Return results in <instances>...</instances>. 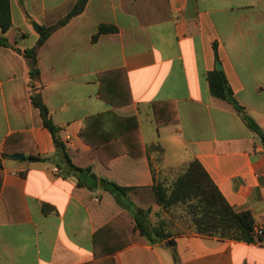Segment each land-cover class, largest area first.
<instances>
[{"label": "crops", "instance_id": "0c3cea01", "mask_svg": "<svg viewBox=\"0 0 264 264\" xmlns=\"http://www.w3.org/2000/svg\"><path fill=\"white\" fill-rule=\"evenodd\" d=\"M9 1L5 36L23 49L37 39L32 21L51 25L77 0ZM100 23L118 30L92 42ZM216 62L264 131V0H88L41 46L42 97L67 148L89 150L79 136L87 117L104 114L106 129L114 115L136 117L139 156L121 153L108 167L97 157L91 161L97 178L130 188L116 199L93 178H87L90 188L79 185L51 158L55 146L31 103L26 61L0 44V264H174L169 240L178 264H264V244L166 224L168 238L113 253L100 252L118 245V226L94 241L124 205L157 224L151 214L167 211L151 187L159 172L176 175L192 158L231 206L264 224V147L236 110L210 93L206 76ZM117 68L125 71L131 101L113 106L98 94L97 73ZM123 73L111 75L112 85H124ZM31 151L49 159L28 160ZM108 238L115 241L103 245Z\"/></svg>", "mask_w": 264, "mask_h": 264}, {"label": "trees", "instance_id": "16d2710c", "mask_svg": "<svg viewBox=\"0 0 264 264\" xmlns=\"http://www.w3.org/2000/svg\"><path fill=\"white\" fill-rule=\"evenodd\" d=\"M87 2L88 0H77L64 16L51 25L32 21L31 24L37 33V39L32 46L21 49L10 44L5 36L12 25L10 1L0 0V44L11 47L20 53L26 61L31 103L38 110L42 125L51 134L55 146V153L51 158L56 160V164L63 169L65 175L76 176L79 185H87L90 188V185L87 184V178H93L100 181L103 187L112 192L116 199H119V195H125L130 188L121 187L105 178H97L91 171V161L97 157L105 167H108L110 159L121 153L126 152L132 157L139 156L134 150L135 143L139 142L136 117L114 115V126L110 129L104 127V121H102L104 114L87 117L85 126L80 130L79 136L89 145V150L79 153L67 148L60 140L59 127L52 121L41 93L43 84L38 67L39 49L52 33L66 25L73 17L81 14ZM117 30L114 25L100 23L96 32L92 35L91 41L95 42L100 34L114 33ZM119 72H124V85H112L113 77L111 75ZM97 76L100 80L98 88L100 98L113 106L131 101L128 81L123 68L104 70L98 72ZM206 77L210 93L236 110L245 124L260 138V142L264 147V131L246 113L245 108L235 98L223 70L215 68L209 71ZM82 156L85 157V163L80 161V158H83ZM26 159L48 160L49 157H42L37 152L31 151ZM151 189L155 201L162 208L169 209L172 206L182 205L187 212L190 227L195 233L219 239L264 244V230L260 235L254 232L256 223L252 213L249 210H237L231 206L196 158L190 159L169 184L158 181ZM123 207L124 209L119 215L103 225L94 234L96 245L99 235L110 234L114 231L115 226H118L119 229L118 245L100 253H113L128 244L154 243L170 236V233L164 231L162 222L151 224L148 221V214H138L126 205ZM109 238L107 243L106 240L103 242V245H108L110 240L115 241V239L109 240ZM167 244L172 246L174 264H178L173 241L169 240ZM95 251L99 253V250L96 249Z\"/></svg>", "mask_w": 264, "mask_h": 264}, {"label": "rangeland", "instance_id": "374dc122", "mask_svg": "<svg viewBox=\"0 0 264 264\" xmlns=\"http://www.w3.org/2000/svg\"><path fill=\"white\" fill-rule=\"evenodd\" d=\"M178 172H180V170L177 171V173ZM174 177L175 175L170 174L169 171H166L162 174L159 172L158 180L164 182L165 184H169V182ZM165 211H167V214H163V212H161L160 214H151L150 221L157 223L162 222L164 225L166 224V227L174 231L191 229L187 213L185 212L182 206H172L169 209H166Z\"/></svg>", "mask_w": 264, "mask_h": 264}, {"label": "water", "instance_id": "95a60500", "mask_svg": "<svg viewBox=\"0 0 264 264\" xmlns=\"http://www.w3.org/2000/svg\"><path fill=\"white\" fill-rule=\"evenodd\" d=\"M216 69H221L220 62H216ZM9 156L18 158V159H22L24 157L23 154H9Z\"/></svg>", "mask_w": 264, "mask_h": 264}, {"label": "built area", "instance_id": "2783aa9c", "mask_svg": "<svg viewBox=\"0 0 264 264\" xmlns=\"http://www.w3.org/2000/svg\"><path fill=\"white\" fill-rule=\"evenodd\" d=\"M263 230H264V224H262V225H256L254 227V232L256 234H258V235L262 234Z\"/></svg>", "mask_w": 264, "mask_h": 264}]
</instances>
